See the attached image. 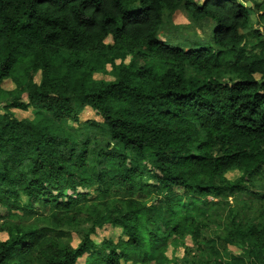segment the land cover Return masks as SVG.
<instances>
[{
	"label": "trees",
	"instance_id": "1",
	"mask_svg": "<svg viewBox=\"0 0 264 264\" xmlns=\"http://www.w3.org/2000/svg\"><path fill=\"white\" fill-rule=\"evenodd\" d=\"M249 1L0 0V264H180L171 244L189 264H264V230L246 233L264 222V0ZM86 108L103 121L80 124ZM106 226L122 236L97 245ZM242 243L250 263L226 253Z\"/></svg>",
	"mask_w": 264,
	"mask_h": 264
},
{
	"label": "rangeland",
	"instance_id": "2",
	"mask_svg": "<svg viewBox=\"0 0 264 264\" xmlns=\"http://www.w3.org/2000/svg\"><path fill=\"white\" fill-rule=\"evenodd\" d=\"M198 1H204V0H198ZM252 2H260L258 0H250L248 2V7H252ZM171 22L173 25H188V19L180 12H176L172 18H171ZM199 34H201L199 32ZM189 38L186 37L185 39H183V41H186L188 40ZM111 42V39H109L108 43ZM131 59V55H129L126 60L124 61L125 64H128L129 61ZM120 61L118 60L117 61V64H119ZM111 71V67L108 66V72ZM257 78H260V76H257ZM40 79H41V76L40 75H37L36 77V83H39L40 82ZM94 79L95 80H98V81H113L115 80V78L113 76H111L109 73L108 74H95L94 75ZM3 88L5 91H13L15 89V85L13 82L11 81H7L5 82V84L3 85ZM22 101L24 103L28 102V98H27V95L24 94L22 96ZM35 110L33 108H29L28 110L24 111V110H21V109H13V112L15 113L16 117L19 119V120H24V119H34V112ZM96 122V123H101L103 120L100 116H98L94 111H92L90 108H86L84 109V111L81 113V115L79 116V123L80 124H84V123H87V122ZM72 126H76L75 124H72ZM227 178L231 181H235L236 179H238L241 174L239 172H231V173H228L227 175ZM93 191V189H91ZM23 200L24 202H27V199L25 197H23ZM231 205H230V208H229V214L230 215V219H229V223H231L234 219V214H236L235 212V209H234V206L237 205V203L239 202H236L235 201V197H232L229 199ZM243 203H246L248 205H250L248 202H244ZM242 204V203H241ZM2 222H0L1 224ZM81 228H83V226L81 225ZM89 228V227H88ZM77 229H79V227H77ZM76 230V229H74ZM264 230V222L261 221L260 225L257 227V228H254L252 227L251 225L247 226L246 228V233L250 234L252 237H251V242H255L252 238L255 236H258V237H261L260 236V233L263 232ZM217 233H211V239H216L217 237ZM69 238H66L64 241L67 242V243H71V245L76 248L79 243H80V238L79 236L77 235V232L76 231H72L69 235ZM122 236V231L121 229L119 228H115V227H112V226H106L104 228H100V229H97L95 234L92 236V239L93 241L97 244V245H101L104 241H117L120 237ZM7 235H2L0 234V238L2 239H6ZM262 238V237H261ZM188 246L189 247H192L193 243L190 239V237L188 238ZM226 245V244H224ZM249 244L248 243H242V246L241 247H237V246H228L227 247V251L226 253L228 254H232L233 256L235 257H239V258H245L246 260H248L247 262H249V258H248V255H247V252L249 250ZM187 251L184 250V247H180L178 250H175L174 249V246L171 244L170 246H168V251H167V256L168 258L170 259H177L179 261L180 264H189V261L190 259L187 257V254H186ZM223 254L222 258L225 259V254ZM205 254L207 255V257H205ZM89 256V253L86 254L82 259L79 260L78 264H86V261H87V257ZM210 254L207 250H204L203 253H199V252H195L193 251V258L194 259H203V263H206L207 262V259L210 258ZM228 262V261H227ZM229 263V262H228ZM250 263V262H249Z\"/></svg>",
	"mask_w": 264,
	"mask_h": 264
}]
</instances>
